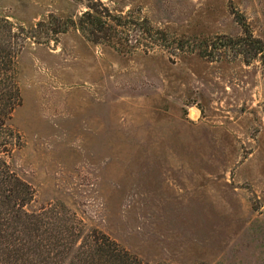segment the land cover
<instances>
[{
  "label": "rangeland",
  "instance_id": "obj_1",
  "mask_svg": "<svg viewBox=\"0 0 264 264\" xmlns=\"http://www.w3.org/2000/svg\"><path fill=\"white\" fill-rule=\"evenodd\" d=\"M0 18L30 37L6 163L24 212L73 234L53 263L105 237L140 264H264V0H0Z\"/></svg>",
  "mask_w": 264,
  "mask_h": 264
},
{
  "label": "trees",
  "instance_id": "obj_2",
  "mask_svg": "<svg viewBox=\"0 0 264 264\" xmlns=\"http://www.w3.org/2000/svg\"><path fill=\"white\" fill-rule=\"evenodd\" d=\"M29 38L22 27L0 18V259L4 253H9L16 254L22 264H57L49 257L50 252L55 256L70 253L73 244L64 245L63 237L67 233L57 222L44 223L41 227L49 218L42 221V217L24 212L32 200L31 190L18 180L5 160L21 147L20 134L9 123L22 103L17 61ZM45 234L49 237H44ZM68 236L72 238V232ZM95 240V247L79 254L88 256L89 262L83 264H140L123 250L120 252V248L105 237H95Z\"/></svg>",
  "mask_w": 264,
  "mask_h": 264
}]
</instances>
